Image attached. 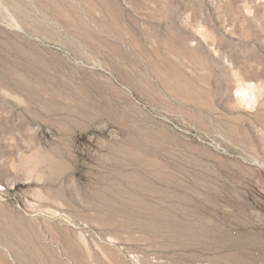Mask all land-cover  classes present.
Wrapping results in <instances>:
<instances>
[{
    "label": "rangeland",
    "instance_id": "rangeland-1",
    "mask_svg": "<svg viewBox=\"0 0 264 264\" xmlns=\"http://www.w3.org/2000/svg\"><path fill=\"white\" fill-rule=\"evenodd\" d=\"M0 87V264H264V0H0Z\"/></svg>",
    "mask_w": 264,
    "mask_h": 264
},
{
    "label": "bare ground",
    "instance_id": "bare-ground-1",
    "mask_svg": "<svg viewBox=\"0 0 264 264\" xmlns=\"http://www.w3.org/2000/svg\"><path fill=\"white\" fill-rule=\"evenodd\" d=\"M19 74V73H18ZM21 75V74H20ZM23 77V76H22ZM2 79V78H1ZM26 79V78H25ZM26 81H28V80H26ZM25 81V82H26ZM22 82V81H21ZM27 83V82H26ZM31 84V83H30ZM36 84V83H35ZM41 85V84H40ZM1 86H3V84L1 85ZM7 86H9V85H7ZM22 86V85H21ZM21 86H19V87H21ZM24 86V85H23ZM25 86H26V84H25ZM27 86L29 87V85L27 84ZM4 87H5V85H4ZM12 87V86H11ZM10 86H9V88H11ZM1 88V87H0ZM6 88V87H5ZM15 88V87H14ZM23 88H25V87H23ZM22 88V89H23ZM30 88V87H29ZM26 89V88H25ZM237 96L238 97H240L244 102H246L247 104H252L254 101H255V99H256V92H255V89L251 86V85H248L246 88H243V89H239L238 91H237ZM28 100H29V98H28ZM4 129V128H3Z\"/></svg>",
    "mask_w": 264,
    "mask_h": 264
}]
</instances>
